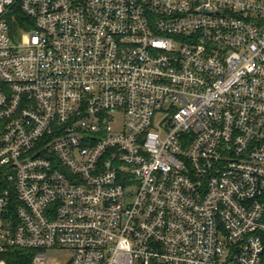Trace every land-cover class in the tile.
I'll use <instances>...</instances> for the list:
<instances>
[{
	"label": "built area",
	"instance_id": "built-area-1",
	"mask_svg": "<svg viewBox=\"0 0 264 264\" xmlns=\"http://www.w3.org/2000/svg\"><path fill=\"white\" fill-rule=\"evenodd\" d=\"M264 264V0H0V264Z\"/></svg>",
	"mask_w": 264,
	"mask_h": 264
},
{
	"label": "trees",
	"instance_id": "trees-1",
	"mask_svg": "<svg viewBox=\"0 0 264 264\" xmlns=\"http://www.w3.org/2000/svg\"><path fill=\"white\" fill-rule=\"evenodd\" d=\"M34 255V250L29 249H11L4 253V256L9 264H31Z\"/></svg>",
	"mask_w": 264,
	"mask_h": 264
},
{
	"label": "rangeland",
	"instance_id": "rangeland-1",
	"mask_svg": "<svg viewBox=\"0 0 264 264\" xmlns=\"http://www.w3.org/2000/svg\"><path fill=\"white\" fill-rule=\"evenodd\" d=\"M50 253H52L49 259V261H51V264H66L67 260L70 257L69 252L60 253L56 250H51Z\"/></svg>",
	"mask_w": 264,
	"mask_h": 264
}]
</instances>
